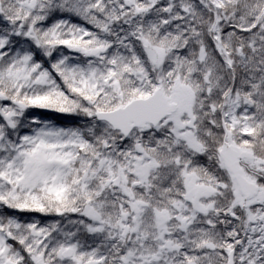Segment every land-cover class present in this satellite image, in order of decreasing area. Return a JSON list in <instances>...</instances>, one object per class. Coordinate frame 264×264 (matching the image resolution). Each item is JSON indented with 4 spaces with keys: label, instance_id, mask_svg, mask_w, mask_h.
Returning a JSON list of instances; mask_svg holds the SVG:
<instances>
[{
    "label": "snow or ice",
    "instance_id": "1",
    "mask_svg": "<svg viewBox=\"0 0 264 264\" xmlns=\"http://www.w3.org/2000/svg\"><path fill=\"white\" fill-rule=\"evenodd\" d=\"M0 264H264V0H0Z\"/></svg>",
    "mask_w": 264,
    "mask_h": 264
},
{
    "label": "trees",
    "instance_id": "2",
    "mask_svg": "<svg viewBox=\"0 0 264 264\" xmlns=\"http://www.w3.org/2000/svg\"><path fill=\"white\" fill-rule=\"evenodd\" d=\"M51 118H53L55 120V115L53 114L51 116ZM55 122H57V123H67L66 121H63V120H55Z\"/></svg>",
    "mask_w": 264,
    "mask_h": 264
}]
</instances>
